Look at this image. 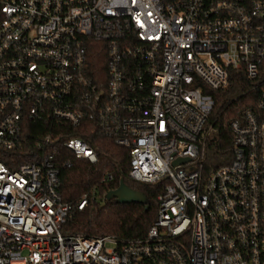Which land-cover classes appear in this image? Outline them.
<instances>
[{"label": "built area", "instance_id": "1", "mask_svg": "<svg viewBox=\"0 0 264 264\" xmlns=\"http://www.w3.org/2000/svg\"><path fill=\"white\" fill-rule=\"evenodd\" d=\"M230 70L256 95L207 169ZM85 120L128 150L131 179L160 185L140 238L63 232L55 153L97 161L69 136ZM0 264H264V0H0Z\"/></svg>", "mask_w": 264, "mask_h": 264}, {"label": "trees", "instance_id": "2", "mask_svg": "<svg viewBox=\"0 0 264 264\" xmlns=\"http://www.w3.org/2000/svg\"><path fill=\"white\" fill-rule=\"evenodd\" d=\"M104 51L93 46L89 50L88 70L91 76L102 73L105 67ZM215 108L209 122L213 132L207 144L205 155L207 169L226 163L230 159L231 132L229 123L243 110L251 106L256 93L242 71H229L228 84L224 89L213 92ZM34 131V125L31 124ZM37 126V125H36ZM39 128L45 130L42 124ZM86 140L96 151L97 161L76 159L66 148L58 145L55 164L60 170V197L70 207V216L63 225L64 233L84 236L110 235L118 241L144 236L153 223L157 211L159 184H145L128 176L129 152L115 143V137L85 120L77 129H69V136ZM5 161V160H4ZM5 163H8L5 161ZM105 173L110 180H102ZM123 180L128 186L142 191L146 203L117 204L105 199V195L115 189ZM87 203L79 210L77 205L83 197Z\"/></svg>", "mask_w": 264, "mask_h": 264}, {"label": "water", "instance_id": "3", "mask_svg": "<svg viewBox=\"0 0 264 264\" xmlns=\"http://www.w3.org/2000/svg\"><path fill=\"white\" fill-rule=\"evenodd\" d=\"M187 158L177 159L174 161V165L183 163L187 161ZM105 199L107 200H114L117 204H124V203H139L145 204L146 203V196L145 194L134 188L128 186L123 180L120 181L119 185L110 190L106 195Z\"/></svg>", "mask_w": 264, "mask_h": 264}, {"label": "rangeland", "instance_id": "4", "mask_svg": "<svg viewBox=\"0 0 264 264\" xmlns=\"http://www.w3.org/2000/svg\"><path fill=\"white\" fill-rule=\"evenodd\" d=\"M109 247V246H108Z\"/></svg>", "mask_w": 264, "mask_h": 264}]
</instances>
